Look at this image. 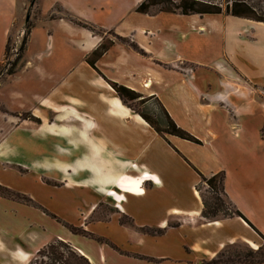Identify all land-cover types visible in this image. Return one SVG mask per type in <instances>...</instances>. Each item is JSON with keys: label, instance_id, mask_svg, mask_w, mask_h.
I'll list each match as a JSON object with an SVG mask.
<instances>
[{"label": "crops", "instance_id": "0c3cea01", "mask_svg": "<svg viewBox=\"0 0 264 264\" xmlns=\"http://www.w3.org/2000/svg\"><path fill=\"white\" fill-rule=\"evenodd\" d=\"M20 1L0 0V62ZM140 1L49 0L41 15L57 2L84 21L130 36L148 53L145 65L137 67L141 55L114 42L95 67L136 92L148 90V96L157 98L173 121L201 144L167 135L168 144L139 115L130 114L83 60L101 35L63 18L41 19L30 29L25 51L37 23L47 26L44 51H35L23 64L41 92L15 89L8 101L0 99L8 111H0V161L29 167L34 161L56 160L64 163L67 176L73 168L78 183L74 189L63 179L56 192L30 183L27 190L39 193L36 196L49 209L57 206L46 202L43 194L53 193V202L61 205L60 217L84 224L85 230L122 251L155 259L119 253L61 226L55 238L68 242L91 264H196L231 244L264 248L258 234L264 237V22L194 14L181 15L191 23L186 30L174 27L163 33L139 25L117 29ZM101 13L110 20L97 19ZM57 45L77 49L73 67L61 69L64 63L49 59ZM205 46L206 54L211 46L216 56L193 52H203ZM179 63L185 65L181 70L176 69ZM12 112H30L40 122H17ZM43 144L49 145L48 154H29L31 147ZM183 157L205 176L224 173L225 198L252 227L237 216H201L195 189L199 176ZM100 203L113 210L95 216ZM123 216L129 221L122 222ZM39 222L49 224V216L0 198V264H27L36 246L45 245L46 232L38 230ZM141 227L162 232L151 235ZM32 232L34 240L28 236Z\"/></svg>", "mask_w": 264, "mask_h": 264}, {"label": "rangeland", "instance_id": "374dc122", "mask_svg": "<svg viewBox=\"0 0 264 264\" xmlns=\"http://www.w3.org/2000/svg\"><path fill=\"white\" fill-rule=\"evenodd\" d=\"M48 1L49 0H21L19 2L18 17H17V19H15V21L10 26L8 36H7V39L5 42L7 49L5 50V47H4L2 59L0 62V99L3 101H8V99L10 98L11 91L15 90V89L16 90H23V88H25L27 90L26 92H28V91L29 92L30 91L31 92H34V91L41 92V91H39L38 86L34 82V80L36 78L34 77V75H31L30 70L26 71L27 68L23 67V64H24V61L26 59L32 58V54L35 51L36 52L37 51H44V43H43L42 38H43L44 32L46 31V27H47L46 25L44 27V24H41V23L36 24L37 25V27H36L37 32H35L34 38H32V42H30V44H28L26 51H25V47H24V50L21 54V59L19 60L18 64L14 68L15 69L14 73H12L10 75H6V72L11 67V63L14 61V59L16 57L18 48H19V46L23 40V37H24L25 28H26L27 23L31 24V27H30V29H31L32 26L35 24L36 20H40V22H42L41 19H49L50 20V19H55V18H63L65 20H67L66 19L67 16H74L71 12L66 10L63 6H61L57 2H54L50 6L48 11L42 16L41 11L43 12V9L44 8L46 9ZM204 1L220 4L223 6L227 0H204ZM246 1H248L255 8V11L257 14L264 17V0H246ZM134 8L131 9L129 12L125 13L124 21L115 26L117 29L119 28L121 30H125V28L127 29V28H131L132 26L135 27V26L139 25L141 27H144L145 29L159 30L163 33H166L174 27L186 30L190 27V24H191L187 20V18L179 15L178 13L160 12L158 10L157 6L151 7L147 14L137 13V12H135ZM221 14L224 15L225 13L223 12ZM74 17H76V16H74ZM76 18H78V17H76ZM96 18L101 20V21L110 20L109 18L105 17V15L102 13L97 15ZM78 19H80V18H78ZM85 22H87V21H85ZM88 23H90V22H88ZM90 24L93 25V28H94V33H92V32L91 33L101 35L102 39H101L100 43L104 42L106 44V43H108V41H112V44L114 42L122 43L127 48H129L135 52H138L139 55H141L140 61L137 62V64H136L137 67H139V66L141 67V66L145 65V63L147 61V58H145V57L149 56L148 53L143 51V49L139 48V46L131 39L130 36L129 37H121V36L115 34L113 32L112 28L104 29V28L96 26L92 23H90ZM114 24H116V23H114ZM30 29H29V32H30ZM146 32H148V30ZM28 36H29V33L27 34V37L25 40V46L27 43ZM149 36L151 37L152 34H150ZM130 43L135 44V48L131 47ZM110 47L111 46H109L108 49ZM206 47L207 46L203 47V49H202L203 52L199 51V50L197 51L196 48L194 49L193 52L197 53L198 56L202 55L204 58H206L208 56V57H210V59H212L214 56H216L215 54L213 55L214 50H212L211 46H210L209 54H206V50H205ZM91 51H89L88 53H90ZM142 56H144V57H142ZM77 57H78L77 49L69 48L67 46L66 47H63V46L56 47L55 46L53 53L51 54L49 59L55 60L56 62L59 61L61 63H64V64H60L61 69H62L63 67H65V68H69L70 66L73 67L77 63ZM84 57H85V55H84ZM84 57H83V60H84ZM152 63L157 64L159 62L152 59ZM183 67H185V65L183 63H179L176 65V69H178V70H181ZM7 77H8V79H7ZM106 79H108V78H106ZM30 80L32 82H30ZM3 81H5V82L2 83ZM1 83H2V85H1ZM147 91L148 90L144 91L143 93L138 92L141 96H140V98L135 99V100H129V99L125 98L124 99V101H125L124 105L130 110V114L138 115V113H141V114H144L145 116H147L150 119V121L153 123V125L161 130V134L166 139L167 134L163 132V130L165 129L164 117L160 111L158 104H157L156 100H158V99L154 98L153 96H148ZM261 94L263 95V105H264V89L262 90ZM0 111L8 112L1 103H0ZM10 114L13 116H16L15 121H17V122H20L22 119H26L32 124H37L40 122V120L38 118H36L35 116H33L30 112H21V113L12 112ZM35 118L38 119L39 122L35 121L34 120ZM158 136H160V135H158ZM48 151H49V145H47V144L39 145L36 148L31 147V149L28 150V152L31 156H39L41 154H48ZM63 164H64L63 162L56 161V160H54V161H34V162H32V165L27 167L26 165L21 166L19 164L11 162V161H0V187L9 191L7 194L4 190H2L0 198L6 199L8 201L16 202L19 207H23V209H29V211H33L34 213H36V212L41 213V211L38 210L37 208H35L36 206H33V205H41L42 207L47 209L50 213H53L58 218V220L66 223V225H72L73 227L85 229L84 224H75V223L69 222L57 214V208H59V206H61V205H58L56 203L57 201L53 202V199H54L53 193L43 194L46 202L47 201L49 203L52 202L51 203L52 205L57 206V208H50L49 209V208H47V206H45L42 203V201L40 199H38L39 197H37V196L39 195V193L37 195L34 191H28L27 190V187H29L30 185L36 186L38 184L42 187L50 186L51 189L56 192L60 188H62V186L64 185L63 179L67 180L68 186L70 189H74L75 187H77L78 183L74 182V180L76 178V172L73 171V168H71V176H67L65 173L66 167ZM130 169H134V168L132 167ZM29 183H30V185H29ZM199 187H200V193L202 195H204V198L207 200L208 203H210L212 198H211V194L208 192L206 186L204 184L200 183ZM223 199H224V201H227V199L225 198V195L223 196ZM227 209H228V207H227ZM112 210H113V208L110 204L100 203L95 210L96 211L95 216L96 215L105 216L108 213H110ZM124 217L125 216L121 217V219L123 218V220H124ZM221 217H223L222 212H217V214L215 215V218H221ZM33 220H35V219H33ZM126 220H127V218H126ZM128 221L129 220H127L125 222H128ZM85 222L87 223V221H85ZM37 226H38V230L41 228L44 232H46V234H45L46 238L43 240L44 244H47V243L55 240L56 239L55 236H56V234L59 233V229L64 227L61 222H58L51 217H49V224L39 222ZM28 236H29V238H32L34 240V238L36 237V233L32 232ZM40 247H42V245L38 246V247L36 246V248H39V249H40ZM258 247L261 248L260 252L264 253L263 246L260 245ZM258 247H256V248H258ZM249 248L253 249V250L256 249V248H251L250 246H247L245 244H233V245H229L228 247H226L225 251H226V253L233 256V254L236 252L246 253V251H248ZM260 257H261V254H259V253H257L255 255V258H260ZM26 262H27L26 260H23V263H26ZM196 264H201V263L199 262Z\"/></svg>", "mask_w": 264, "mask_h": 264}, {"label": "trees", "instance_id": "16d2710c", "mask_svg": "<svg viewBox=\"0 0 264 264\" xmlns=\"http://www.w3.org/2000/svg\"><path fill=\"white\" fill-rule=\"evenodd\" d=\"M153 6H157L160 12L166 13H178L180 15H216L225 13L227 15H231L234 17L239 18H247L251 20H255L258 22H264V17L257 14L255 8L246 0H227L224 5L204 1V0H141L135 6L134 10L137 13L147 14L149 9ZM66 19L82 28H86L90 32L94 33L93 25L88 22H85L81 19H78L74 16H67ZM31 24L27 23L25 28V33L23 40L18 48L16 57L14 61L11 63V67L7 70L6 75H10L14 73L15 66L18 64L19 60L21 59V54L25 47V40L27 34L29 33V29ZM112 41H108V43L101 42L99 43L90 53L85 55L84 61L94 69L102 78L108 83V85L112 88V90L116 93L118 98L121 100L123 104H125L124 99L135 100L140 98V94L135 90L128 88L122 84H118L117 82H113L111 80L106 79L95 67V62L102 56V54L111 46ZM131 47L135 48V44L130 43ZM7 46L5 45V50ZM157 104L160 108L161 113L164 117L165 129L163 130L164 133L167 135L175 136L182 140L194 143V144H201V141L193 136L191 133L179 127L173 119L169 116L166 109L163 105L158 101ZM138 115L158 134L160 135L165 141V137L161 134V130L153 125L150 119L145 116L144 114L138 113ZM38 121V119H34ZM168 143V141H166ZM169 144V143H168ZM185 162L197 173L199 176V182L195 185V189L199 192L201 202H202V209H201V216L205 219H213L217 212H222L223 217H232L237 216L242 218L246 223L250 226L251 224L245 219V217L235 209L228 201H224V173L222 171H218L213 173L209 176L203 175L199 172L185 157H183ZM202 183L206 186L208 192L211 194V202L208 203L207 200L204 198V195L200 193L199 184ZM4 190L7 194L9 191L0 187V195L1 191ZM227 205V206H226ZM36 206L39 210L43 213L48 215L49 217L55 219L58 222H61L64 227L67 228L71 233L78 234L85 236L87 238L93 239L99 243H104L118 251L119 253L130 255L140 259H146L150 261H155V259L146 257L140 254H131L125 251L120 250L117 246L109 242L107 239L97 236L83 228L73 227L72 225H66V223L58 220V218L53 214L50 213L47 209L40 205H33ZM228 207V209H227ZM126 220V217H124ZM123 218L121 219L122 222H125ZM252 227V226H251ZM141 231L151 234L157 235L162 232L161 229H153L148 227H141ZM259 236L264 240V237L258 233ZM233 245V244H231ZM229 246V245H228ZM225 246L221 251H219L213 258L209 260H201V264H258L264 263V253H261V248L258 247L255 250L250 249L246 251V253H234L233 256L226 253ZM264 249V248H263ZM259 253L261 254L260 258H255V255ZM27 264H91L86 257L78 253L70 244L61 240L55 239L40 249H38L34 256Z\"/></svg>", "mask_w": 264, "mask_h": 264}, {"label": "bare ground", "instance_id": "6f19581e", "mask_svg": "<svg viewBox=\"0 0 264 264\" xmlns=\"http://www.w3.org/2000/svg\"><path fill=\"white\" fill-rule=\"evenodd\" d=\"M126 184V183H125Z\"/></svg>", "mask_w": 264, "mask_h": 264}, {"label": "water", "instance_id": "95a60500", "mask_svg": "<svg viewBox=\"0 0 264 264\" xmlns=\"http://www.w3.org/2000/svg\"><path fill=\"white\" fill-rule=\"evenodd\" d=\"M28 18V17H27Z\"/></svg>", "mask_w": 264, "mask_h": 264}]
</instances>
